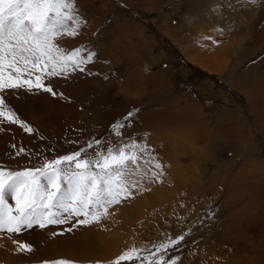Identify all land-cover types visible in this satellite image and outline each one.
Returning <instances> with one entry per match:
<instances>
[{
  "label": "rangeland",
  "instance_id": "374dc122",
  "mask_svg": "<svg viewBox=\"0 0 264 264\" xmlns=\"http://www.w3.org/2000/svg\"><path fill=\"white\" fill-rule=\"evenodd\" d=\"M74 4L84 22L77 36H65L58 43L67 51L82 47L84 55L94 53L93 60L83 73L47 81L66 99L39 93L7 101L34 131L27 134L19 125L0 122V166L38 167L46 159L78 150L92 137L107 144L113 139L110 126L135 111L125 137L146 142L165 166L163 182H148L145 187L152 193L172 191L158 211L145 205L144 214L129 223V230L117 224L123 225L120 220L111 224L103 219L71 233L35 235L36 243L31 235L39 229L27 231L17 240L31 241L34 250L2 254L0 264H42L58 258L108 264L133 247L154 251L161 241L181 234L185 240L166 253V258L178 257L177 264H264V81L252 87L251 105L232 76L209 74L187 63L161 33L159 21L168 18L156 17L162 12L172 17L171 26L184 28L185 42L195 40L197 47L203 45L194 34L205 35L209 44L203 50L223 53L225 65L239 59L235 65L241 67L234 74L249 78L255 67L264 71V0L255 4L251 0H74ZM218 32L226 35L220 37ZM240 41L248 47L236 44ZM241 49L249 53L244 56ZM189 108L194 111L191 121L186 116ZM196 124L202 129L199 138L182 132ZM21 147L25 153L15 155ZM141 167L146 171L149 165ZM122 204L131 208V202ZM70 226H58L54 232ZM109 230L122 231L121 245L115 250L109 247L111 239H100L111 235ZM81 233L89 245L80 244L77 234ZM102 248L111 251L95 252Z\"/></svg>",
  "mask_w": 264,
  "mask_h": 264
},
{
  "label": "snow or ice",
  "instance_id": "6c2138e0",
  "mask_svg": "<svg viewBox=\"0 0 264 264\" xmlns=\"http://www.w3.org/2000/svg\"><path fill=\"white\" fill-rule=\"evenodd\" d=\"M83 22L74 0H0V122L19 125L32 134L34 129L7 101L39 93L66 99L47 81L75 71L83 73L92 62L94 53L84 55L82 47L67 51L58 43L65 36H77ZM135 115L129 111L110 126L113 139L107 144L103 138L92 137L78 150L46 159L38 167L10 170L0 166V236L12 239L17 253L34 249L16 236L71 225L60 233L53 232L55 236L79 226L100 224L113 206L150 191L145 184L163 182L165 166L154 149L124 135ZM22 153L23 147L15 155ZM144 164L149 165L146 171L141 167ZM184 240L185 234L168 238L154 251L133 247L108 264H177L179 258H166V253ZM144 252L148 254L142 256ZM42 264L78 262L58 258Z\"/></svg>",
  "mask_w": 264,
  "mask_h": 264
},
{
  "label": "bare ground",
  "instance_id": "6f19581e",
  "mask_svg": "<svg viewBox=\"0 0 264 264\" xmlns=\"http://www.w3.org/2000/svg\"><path fill=\"white\" fill-rule=\"evenodd\" d=\"M219 8V7H218ZM218 8H216V9H218ZM257 10V9H256ZM244 13V12H243ZM236 16V15H235ZM244 16V15H243ZM219 18V17H218ZM248 19V18H247ZM213 21H215V20H213ZM221 21V20H220ZM241 21V20H240ZM216 22V21H215ZM242 22V21H241ZM181 31V30H180ZM261 33H262V31H260ZM202 33V32H201ZM210 33V32H209ZM219 33V32H218ZM183 34V33H182ZM191 34V33H190ZM222 34V33H221ZM197 36H196V38L197 39H199L200 40V43L202 44L203 42L204 43H206V44H209V42L208 41H205L204 40V36L203 35H200L199 33H197L196 34ZM211 35V34H210ZM216 35V34H215ZM195 36V35H194ZM259 36V35H258ZM174 37V36H173ZM183 37V39H188L187 37H185V36H182ZM260 37V36H259ZM206 38V37H205ZM208 40V39H207ZM261 40V39H260ZM203 45V44H202ZM205 46V44L203 45V47ZM197 46H196V44H195V40H187L186 41V43H184V44H182L181 45V48L183 49V52L185 53V55L187 56V60H189L191 63H193L194 65H196L197 67H199L200 69H202V70H204V71H207L208 73L209 72H213V73H221V72H224L225 73V76L226 77H229V76H232L234 79H233V83H234V85L236 86V87H238L249 99H250V93L252 92V87H254L255 86V83H262L263 81H264V71H262L261 70V68L260 69H258L257 67H255L253 70H251V72L249 71L248 73H249V78H248V75H246L245 76V74H234V73H238L237 72V67L236 66H232V65H225V63L224 62H221V63H219V62H215L214 61V59H212V56H209L208 54H205L202 50H203V48L202 47H200L201 49H199V50H197V48H196ZM246 49V48H245ZM243 52H246L245 54H244V56L247 54V53H249V50H247V51H243ZM213 54H215V53H213ZM212 54V55H213ZM219 54H217V56H218ZM216 56V55H215ZM243 56V57H244ZM246 59V58H245ZM219 64V65H218ZM261 70V71H260ZM241 73H246L245 71H240ZM239 72V73H240ZM261 76H263V77H261ZM232 77H230L231 79H232ZM250 104L252 105V100L250 99ZM190 109V108H189ZM186 110V109H185ZM190 112L189 113H186V116H187V118L189 119V121H191V120H194V111H191V109L189 110ZM195 114H196V112H195ZM198 115H200V113H197ZM197 118V117H196ZM219 124V123H218ZM192 127H193V130H188L187 128L186 129H184V131H182L184 134L186 133L187 135H189V136H192V137H194L195 139L196 138H199V135L201 136V134H202V129L201 128H199V126L196 124V125H192ZM18 130H20V129H18ZM25 136H27V135H25L24 134V136L22 135V137H25ZM152 189V188H151ZM161 189V188H160ZM165 189V188H164ZM164 189H162L163 191H164ZM162 190H155V191H153V193L151 192V191H144V192H142L141 194H136L135 196H134V198H130L129 200H127V201H125V202H123V204L124 203H126V202H131V208H128V209H126L125 207H120V205H116V206H113L109 211H110V215L105 219V220H107V221H109L111 224H112V222L113 223H115L114 221H116V220H120L121 221V223L123 224V225H120V223H117L119 226H123V229H128V227H130V226H128L129 225V223L130 222H132V221H134L135 219H137V218H139L140 216H141V212L143 213L144 212V209H145V205H149L150 206V208H151V210H156V211H158L161 207H162V205H161V203H162V200L163 199H165V198H167V196L168 195H170V194H168L169 192L171 193V191L172 190H169L168 191V188L165 190L166 192L168 191V193H166L165 194V192H163ZM122 204V205H123ZM123 211H126V212H128V213H123ZM144 214V213H143ZM120 221H117V222H120ZM103 224V223H102ZM116 224V225H117ZM115 225V224H114ZM114 225H113V227H114ZM112 226V225H111ZM65 227V226H64ZM86 226H83V227H81V228H85ZM87 228V227H86ZM117 228V227H116ZM47 229H49L50 231H48ZM47 229H44V230H41L40 232L41 233H32V235H31V238L35 241V235H38V237H41L42 235H48L49 233H53L57 228L55 227V226H50L49 228H47ZM119 229V228H118ZM121 229V228H120ZM130 229V228H129ZM128 229V230H129ZM248 230L250 229V228H247ZM45 230H47V231H45ZM122 230V229H121ZM244 230H246V229H244ZM247 230V232H249ZM31 231H33V230H31ZM81 231V230H80ZM79 231V232H80ZM90 231V230H89ZM105 231V230H104ZM110 231V230H109ZM108 231V232H109ZM114 231V232H113ZM111 233V235H109L108 234V236L106 235L105 237H102L101 236V240H102V242H105V241H107L108 239L110 240L111 239V242H110V244H111V246H109L110 248H111V250L113 249V250H115V246H118V243H119V240H118V238H119V233L121 232L122 233V231H119V233H118V231H115V230H113ZM124 232V231H123ZM251 232V231H250ZM91 233V232H90ZM120 233V234H121ZM87 235H89L88 233H86ZM241 234V233H240ZM245 234V233H244ZM75 236V235H74ZM86 235H84V234H82L81 233V235H78L77 234V238H81L80 240H81V242H80V244H83L84 243V245H85V243H88V242H86L87 240H89V239H87L85 242L83 241L84 239L83 238H86L85 237ZM123 236V235H122ZM241 236V235H240ZM239 236V237H240ZM90 237H92V236H90ZM89 237V238H90ZM122 238V237H121ZM124 238V237H123ZM241 238V237H240ZM242 238H244V237H242ZM90 240H92V238L90 239ZM108 240V241H109ZM113 240V241H112ZM263 241V240H262ZM117 242V243H116ZM250 242V241H249ZM258 242V241H257ZM35 243H36V241H35ZM68 243V242H67ZM89 243H91V242H89ZM89 243H88V245H89ZM251 243V242H250ZM249 243V244H250ZM70 244V243H69ZM251 244H253V240H252V243ZM257 244V243H256ZM263 244H264V242H263ZM119 245H121L120 243H119ZM86 246V245H85ZM253 246V245H252ZM80 247V246H79ZM251 247V246H250ZM261 247V246H260ZM66 248V247H65ZM65 248L62 250V252H64V253H67L68 251L67 250H65ZM118 248V247H117ZM246 248V247H245ZM256 247H254V249H255ZM11 249H12V252H10V253H6V252H0V255H2V254H11V253H14V254H17V252L15 251V248H13V247H11ZM68 249V248H67ZM103 250H105V249H107V248H102ZM97 250V251H95L96 253L98 252V251H101V252H106V250L105 251H103V250ZM251 250L253 249V248H250ZM250 249H249V251H250ZM258 249V247L256 248V250ZM109 248L107 249V251L108 252H110L111 251ZM58 251H61V250H58ZM57 251V252H58ZM79 251V250H78ZM90 251H94V250H90ZM90 251L88 252L89 254H90ZM248 251V250H247ZM248 251V252H249ZM255 251V250H254ZM254 251H252L253 253H254ZM100 252V253H101ZM257 252H258V250H257ZM256 252V253H257ZM70 253H74V252H70ZM99 253V252H98ZM220 253H223V252H220ZM263 253V252H262ZM102 254V253H101ZM101 254H98L99 256H103V255H101ZM109 254V253H108ZM243 254V253H242ZM260 254V253H259ZM253 255V254H252ZM258 255V254H257ZM37 257H38V255H36ZM41 257H43L42 255H40ZM104 256H106V255H104ZM232 256V255H231ZM245 256V255H244ZM261 256V255H260ZM94 257V256H93ZM254 257V256H253ZM257 257V256H256ZM263 257V256H262ZM261 257V259H263ZM0 259H4V258H0ZM251 259V258H250ZM253 259V258H252ZM247 260V259H246ZM249 260V259H248ZM256 260H258V259H256ZM225 261V260H224ZM263 261V260H262ZM2 262V261H1ZM255 262V261H254ZM257 262V261H256ZM259 262V261H258ZM237 264V263H236Z\"/></svg>",
  "mask_w": 264,
  "mask_h": 264
},
{
  "label": "crops",
  "instance_id": "0c3cea01",
  "mask_svg": "<svg viewBox=\"0 0 264 264\" xmlns=\"http://www.w3.org/2000/svg\"><path fill=\"white\" fill-rule=\"evenodd\" d=\"M157 18H161V17H166V18H168V21L167 22H165V23H163V22H160L159 20V23H160V26H161V33H163V35H166L167 37H169V39L171 40V42L174 44V45H176V47L178 48V50H179V52L183 55V57H184V59L186 60V62L187 63H189V64H191V65H193V66H195L193 63H191L189 60H187L186 59V57H185V55L182 53V51H181V49L179 48V45H182V44H184V43H186L185 42V40L182 38V36H185V35H187L186 33V30L183 28V29H181L180 27H174V26H171V22H169V21H172V17H169L166 13H164V12H162V13H159V14H157V16H156ZM164 29V30H163ZM181 30V31H180ZM182 33H184L185 35H183ZM188 35H191L190 34V32H189V34ZM195 36H196V34H194ZM222 35H226V34H221V33H218V36H220V37H222ZM174 36V37H173ZM243 43H245V45L242 47V48H246V47H248L247 45H248V43H246L245 41H243V42H236V44H239L240 46H241V44H243ZM201 44V43H200ZM203 45L205 44V46H206V43H202ZM201 47H203V46H201ZM222 47H219V50L221 49ZM199 49H201L200 47H197V50H199ZM244 49H241V52H243V50ZM209 49H205V50H202V51H208ZM205 54H208L209 56H212V59H214V61L216 62H219V63H221V62H225V55L223 54V53H221V52H215V54H213L214 52H204ZM213 54V55H212ZM217 54H219L218 56H217ZM216 55V56H215ZM244 59V58H243ZM237 61H239V59L237 60ZM236 61V62H237ZM236 62H234V63H232V66H236L235 65V63ZM219 65V64H218ZM197 67V66H196ZM241 66H240V63H239V66L237 67V70H238V68H240ZM200 69V68H199ZM202 70V69H201ZM204 71V70H203ZM206 73H208L207 71H205ZM209 74H215V73H211V72H209ZM56 228L58 227V226H55ZM37 229H34L33 231H31V232H34V231H36ZM48 230V229H47ZM47 230H45V231H47ZM41 230L39 229L38 231H37V233H41L40 232ZM19 237L18 236H16L15 237V239H18ZM23 241V240H22ZM30 243H32L31 241H29ZM12 239H9L6 235L5 236H0V252H6V253H10V252H12V249H11V247H12ZM18 254V253H17Z\"/></svg>",
  "mask_w": 264,
  "mask_h": 264
}]
</instances>
